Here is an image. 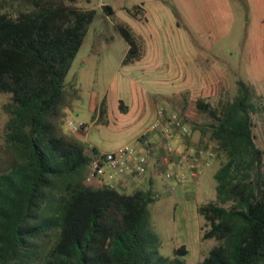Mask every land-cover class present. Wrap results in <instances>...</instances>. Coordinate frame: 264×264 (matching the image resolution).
<instances>
[{
	"label": "trees",
	"instance_id": "16d2710c",
	"mask_svg": "<svg viewBox=\"0 0 264 264\" xmlns=\"http://www.w3.org/2000/svg\"><path fill=\"white\" fill-rule=\"evenodd\" d=\"M24 1L16 10L0 3V94L7 96L0 264H185L183 245L173 258L159 254L150 222L156 193L89 185L97 153L56 124L66 78L97 11L78 7L83 0ZM101 10L114 14L108 5ZM126 12L136 18L142 8ZM115 29L128 48L121 65L133 64L141 56L138 41L129 27ZM236 86L232 99L195 102L202 122H193L192 132L225 159L214 175L215 200L197 207L207 228L202 239L216 242L200 264H264V151L253 134L264 98L241 80Z\"/></svg>",
	"mask_w": 264,
	"mask_h": 264
},
{
	"label": "rangeland",
	"instance_id": "374dc122",
	"mask_svg": "<svg viewBox=\"0 0 264 264\" xmlns=\"http://www.w3.org/2000/svg\"><path fill=\"white\" fill-rule=\"evenodd\" d=\"M5 1L9 10L26 7L24 0ZM116 1L118 4L114 6L112 16H105L101 10L102 3L108 5L106 0L77 3L78 7L95 9L97 15L78 52V60L72 64L66 78L65 105L56 121L62 133L66 132L67 122H83L89 128L84 133L86 139L99 150H115L134 144V136L151 123L150 112L154 109L175 111L186 118L191 127L193 122H202L196 114L195 102L202 99L215 105L220 98L232 99L237 93L238 80L254 86L257 94L264 98V5L260 10L255 9L256 15H248V0H229L232 15H223L222 20L206 15L212 33L199 38L191 27L183 24L180 16L183 13L178 4L174 0H165L169 12L179 15V27L188 39L184 53L174 54L179 56L174 57V80L182 75L181 83H177L168 94L153 93L151 88L137 83L129 75L133 66H121L127 44L115 26L122 24L133 28L134 21L126 10L131 9L135 1ZM0 3L5 6L3 0ZM80 57H89V62H79ZM163 70L156 68L161 73L159 76H163ZM6 100L7 96L0 94V144L3 143L7 120L1 105ZM103 100V115L95 124L99 115L93 107H100ZM254 124L255 144L264 151V115L256 117ZM193 132L200 136L198 131ZM202 142L212 149L215 146L207 140ZM85 147L90 151L88 145ZM224 160L223 155L215 157L195 183L174 189L161 176L154 177L151 188H154L157 200L150 206V222L160 240L161 256L173 258V251L183 245L187 250V255L182 258L185 264H200L216 245L214 240L202 239L207 228L197 213V207L215 200L214 175ZM149 175L135 180L139 188H149ZM135 190L138 188L129 186L122 192L132 194Z\"/></svg>",
	"mask_w": 264,
	"mask_h": 264
},
{
	"label": "crops",
	"instance_id": "0c3cea01",
	"mask_svg": "<svg viewBox=\"0 0 264 264\" xmlns=\"http://www.w3.org/2000/svg\"><path fill=\"white\" fill-rule=\"evenodd\" d=\"M106 1L108 6L114 13V6H116L118 2L116 0ZM134 1L135 2L133 3V5H140L142 8V12L140 13V15H137L136 18L129 15L134 21L133 28L130 29L132 30L136 40L140 45L141 56L133 64H130L133 67L129 69V71H131L129 75L134 77L137 83L144 84L147 88H151L153 93L169 94V91L174 88L177 83H181L180 78L182 76H178V79L174 80V54L178 53L179 51L184 53L185 44L186 42H188V39L184 35L185 32H183L179 27V15L177 16L172 12H169L165 0ZM228 1L229 0H174V2L178 4L183 13V15H180L183 18V24L186 25V27H191L193 33L199 38H204L207 34L212 33L206 15H214L216 20H222L223 15H232V13L230 12ZM248 5L250 8V14L248 15H256L255 9L258 8L260 10V6L264 5V0H248ZM126 53L127 50L123 58L125 57ZM77 56L72 64H74V62L78 60ZM176 57L179 56L176 55ZM79 62L87 63L89 62V57H80ZM158 67L164 69L162 71L163 76H159L161 73L156 71V68ZM121 86H123V83ZM93 108L94 111L98 112L99 115L97 121L95 122L96 124L99 121L100 115H103V113L100 112V107L96 106ZM156 110L154 109V111H149L152 117L151 123L156 119ZM142 132L137 133L134 136V141L139 138ZM63 133L73 137L84 145H88V149L90 151L94 150L97 154L114 151L99 150L95 144L85 138L83 132L70 133L66 129V132ZM194 134L197 133L193 132L192 141L194 143L198 141L202 143V141L200 140V136L197 134V136L194 137ZM149 140L151 142L153 151H157L159 154H162V147L158 140V137L156 135H150ZM155 167L156 165H152L149 168V173L152 177L147 178L149 188H147L146 190L154 189L151 187H153L154 183L153 179L155 176H153V174L155 172ZM129 186L138 188V190H143L137 186L136 182Z\"/></svg>",
	"mask_w": 264,
	"mask_h": 264
},
{
	"label": "built area",
	"instance_id": "2783aa9c",
	"mask_svg": "<svg viewBox=\"0 0 264 264\" xmlns=\"http://www.w3.org/2000/svg\"><path fill=\"white\" fill-rule=\"evenodd\" d=\"M66 129L70 133H85L89 128L83 122L69 121ZM192 134L183 116L159 108L156 119L143 130L134 144L96 154L86 182L94 187L124 191L137 178L148 175L149 168L156 165L153 176H161L170 182L172 189L195 183L214 161L215 152L200 141L194 143ZM150 135L158 137L162 154L153 151ZM151 177L149 175L148 178Z\"/></svg>",
	"mask_w": 264,
	"mask_h": 264
}]
</instances>
